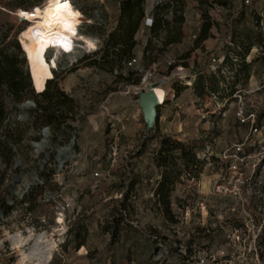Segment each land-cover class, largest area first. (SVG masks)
Masks as SVG:
<instances>
[{
	"label": "rangeland",
	"instance_id": "obj_1",
	"mask_svg": "<svg viewBox=\"0 0 264 264\" xmlns=\"http://www.w3.org/2000/svg\"><path fill=\"white\" fill-rule=\"evenodd\" d=\"M119 1L71 0L83 17L81 35L91 40L95 49L99 47V41L116 28ZM47 2L0 0V49L19 54L24 71L28 72L31 80L30 90L20 101L8 92H0V101L8 113L0 124V197H6L11 206L16 204L0 226V264H193L180 256L190 247L189 242L198 248L206 246L216 250L224 240H228L226 236L232 235V227L243 226V219H246L248 233L253 237L246 238V243L240 247L241 254L236 263L264 264V206L261 212L250 208L248 216L240 210L233 212L230 200L211 194L220 172V165L213 161H207L199 179L193 182L185 177L176 187L171 200L173 214L179 223L171 225L166 221L152 196L161 179L153 160L157 141L149 145L144 156L132 160V168L141 184L128 204L129 224L123 227L120 239L112 244L111 235L104 229L112 219L116 202L122 199L121 193L125 191L124 185L114 188L113 184L124 183L121 177L123 166L146 134V124L143 115H138L136 102L121 95L120 78L116 79L107 68H88L89 60L79 62L95 50L86 48L84 43L70 55L53 50L46 57L49 64L56 61L54 68L60 89L75 100L76 108L71 113L73 118L62 127L45 124L39 118L36 112L37 92L20 41V36L32 24L18 19L17 13L21 9L15 8L24 5L35 11ZM191 3L194 5L195 2ZM234 3L231 11L222 12L219 32H216V39L212 38L207 43V50L218 48L232 32L239 35L254 29L250 13L236 15L238 4ZM198 6L205 10L204 6ZM77 31L79 27L76 33L75 30L72 32L79 41ZM88 31L93 35H88ZM103 31L106 34L102 35ZM15 43L20 46V51ZM189 49V45L175 47L171 54L179 57ZM78 63L77 71L69 74ZM163 68L161 64L160 70ZM252 68L264 85V63L254 64ZM53 69L50 67L44 73H33L41 79L53 74ZM183 99L190 105L198 97L187 89ZM103 106L109 107L111 113L123 115L127 124L126 136L118 143L119 156L114 165L106 153V141L111 130L107 124L109 117L102 114ZM164 112L167 120L155 125L151 134L192 143L218 159L245 132L232 107L203 123L198 122L194 110L179 113L169 108ZM22 116H26V120ZM181 123L183 133L178 132ZM74 137L75 157L67 155L64 158L60 155L63 150H60L66 148ZM38 145L42 146L40 150ZM258 150L264 152L262 145ZM97 163H102L103 171L110 173V179L93 178ZM35 172L39 179L34 181ZM255 173L264 186L262 156L256 160ZM67 197L75 200L76 206L73 212L68 213L65 222L59 224L57 205ZM202 200H206L207 217L204 212L201 215Z\"/></svg>",
	"mask_w": 264,
	"mask_h": 264
},
{
	"label": "built area",
	"instance_id": "obj_2",
	"mask_svg": "<svg viewBox=\"0 0 264 264\" xmlns=\"http://www.w3.org/2000/svg\"><path fill=\"white\" fill-rule=\"evenodd\" d=\"M192 1L195 2L194 5H192ZM210 2L212 3L213 0ZM198 3V0H144L145 18L135 35L136 48L132 56L124 61L123 68H116L111 74L116 79L122 80L123 92L121 95L130 97L136 102L138 115L142 114L139 106L140 94L147 91L149 87L154 88L156 95L157 88L163 89V101L157 95L160 102L158 123L167 120L164 111L169 108L179 113L194 110L199 118V123L207 122L214 115H222L229 107L234 109L235 118L239 125L245 128V132L240 140L221 153L219 157L220 172L214 181L211 194L230 200L233 212L240 210L249 216L248 210L250 208H256L260 211L264 206V186L259 182L255 173L256 160L260 156L264 157V152L258 150L261 145L264 149V120L261 124L259 122V116L264 111V97L262 96L264 85L257 79V72L252 68L254 64L264 63V41L262 44L251 46L246 51L241 46L238 33L232 32L218 48L207 50V43L212 38L216 39V32H219L220 24L223 21L222 12L231 11L232 6L225 7L213 3L209 6L204 5L205 10L202 11ZM235 3L238 4L236 15L245 12L250 13L254 28L264 38V0H236ZM73 7L75 8L74 5ZM207 14L212 22V28L208 39L199 42L205 23L204 15ZM175 15L184 17L183 38L176 45L165 46V33L161 32L155 35L152 33V28L157 17L164 21H173ZM82 24L77 31L78 38L81 40H83L81 35ZM107 37L108 35L99 41L100 45L93 51L94 53L102 52ZM82 43L85 45L84 41L76 39L73 50L75 51L79 45L82 46ZM186 45H189L190 49L185 51L183 55L174 57L171 54V49ZM61 54L70 55L72 53L61 52ZM161 64L165 67L162 71L160 70ZM230 64H247L252 68L248 81L236 84L231 99L220 102L216 95L207 96L205 94V97H198L190 105L184 101L183 95L187 89L195 92V83L199 75L207 76V74H216L220 71L226 76H232L234 72L231 71ZM53 70L55 72L56 69ZM176 84L183 89L180 93L175 89ZM37 94L41 93L37 92ZM102 112L109 117L107 124L111 130V135L106 141L108 144L106 153L109 161L114 165L119 156L118 143L126 136L127 124L123 115L114 113V111L111 113L109 107L103 106ZM179 128L178 132L183 133L182 123L179 124ZM75 142L76 137L67 146L73 153L70 157H75L76 151L73 150ZM63 149L65 148L61 150ZM103 170L102 163H97L93 178L96 180L110 179V173L105 174ZM192 180L194 182L197 179ZM152 196L156 198L154 191ZM75 206V200L70 197L64 198L57 205L58 223L60 219L64 223L68 213L73 212ZM200 210H202L201 215L204 212L207 217L206 200H202L200 203ZM245 220L243 219L242 227H232V235L226 236L229 241L224 240L216 250L206 246L198 248L195 243H189L192 254L187 262L193 264H239L236 263V258L240 257V247L246 243V238L251 239L253 237L248 233ZM188 251L187 249L184 254L187 255Z\"/></svg>",
	"mask_w": 264,
	"mask_h": 264
},
{
	"label": "trees",
	"instance_id": "obj_3",
	"mask_svg": "<svg viewBox=\"0 0 264 264\" xmlns=\"http://www.w3.org/2000/svg\"><path fill=\"white\" fill-rule=\"evenodd\" d=\"M236 0H198L201 6L218 4L225 7L232 6ZM144 0H120L119 1V18L116 28L108 33V37L104 42V49L101 53H94L92 55H85L79 62L90 61L87 65L88 68H107L111 72L114 69L123 68L125 60L129 59L134 49L136 48L135 35L145 18ZM15 9L30 11L33 8L18 5ZM205 23L199 42L208 39L212 22L208 14L204 15ZM184 17L175 15L173 21H164L162 18H156L152 33L155 35L161 32L165 33V46L176 45L181 42L183 38L182 25ZM94 26V25H93ZM88 35H93L92 31L87 32ZM106 34L103 31L102 35ZM242 48L246 51L255 44H262L264 38L254 28L251 31L243 32L238 35ZM15 47L20 51V46L15 43ZM79 63L70 69L69 74L77 71ZM230 69L233 73L232 76H226L220 71L216 74L207 76L199 75L195 83V94L199 98L210 95H216L218 101L224 102L232 98L237 83H246L250 76L251 66L247 64H230ZM30 69V68H29ZM32 81L38 93L36 103L38 108L36 112L39 118L45 124H54L57 127H62L71 118V113L75 110V100L68 96L57 84L58 74L54 72L49 76L36 78L33 71ZM32 76V75H31ZM38 84H37V83ZM43 82V84H40ZM31 88V80L28 72L24 71L22 61L19 59V54L9 53L8 49H0V92H8L17 100H22L24 95ZM178 84L175 85L180 93L183 89ZM7 111L0 101V124L3 123L7 117ZM71 116V117H70ZM264 120V111L259 116V122ZM158 124V119L156 125ZM157 141L154 150L153 160L156 168L161 173V179L157 183L154 190L155 192V206L157 210L163 215L166 221L171 225H177L179 221L173 214L172 209V194L175 192L176 187L186 177L188 180L199 179L202 169L207 161H213L220 165L218 158L211 157L204 149L192 144L179 141L178 139L158 136L151 133L145 134L141 139L139 145L128 156L121 177L124 183L113 184L114 188L124 185L125 191L121 200L116 202L114 207V214L107 227L104 229L111 235L112 244L120 239L123 227L129 224L130 214L128 213L129 201L132 194L136 192V188L141 184V179L134 173L132 168V160L144 156L147 148L153 142ZM103 145V144H102ZM101 145V146H102ZM102 149V147H101ZM47 171L41 174V178ZM39 175V174H38ZM29 200V199H28ZM16 204L11 206L6 197H0V226L3 225L6 219L14 210ZM189 243H192L189 242ZM83 246V243H80ZM187 255L180 254L183 260L189 259L192 254L191 247L188 248Z\"/></svg>",
	"mask_w": 264,
	"mask_h": 264
},
{
	"label": "bare ground",
	"instance_id": "obj_4",
	"mask_svg": "<svg viewBox=\"0 0 264 264\" xmlns=\"http://www.w3.org/2000/svg\"><path fill=\"white\" fill-rule=\"evenodd\" d=\"M17 17L18 19L23 18V21H28V23L32 24L20 36L21 45L28 58V66L34 73H44L50 67L51 69L54 66L56 67V61L49 64L46 58L51 49L60 50L63 53H70L73 50L77 35L75 34L73 37L72 31L75 30L76 33L77 27L81 24L82 16L73 7L71 0H48L43 7L35 11L19 10ZM79 40L85 42L86 48L95 49V44L91 40L89 41L86 38ZM68 49L70 51L66 52ZM157 95L163 101V89L157 88ZM26 118V116H22V119L26 120ZM41 147V145L37 146L39 150ZM61 154L64 158L67 155H73L70 147L63 149L60 152ZM59 223H63L62 219H60Z\"/></svg>",
	"mask_w": 264,
	"mask_h": 264
},
{
	"label": "water",
	"instance_id": "obj_5",
	"mask_svg": "<svg viewBox=\"0 0 264 264\" xmlns=\"http://www.w3.org/2000/svg\"><path fill=\"white\" fill-rule=\"evenodd\" d=\"M21 19L23 20V18ZM139 106L142 111L144 123L146 124V134H149L156 125L157 118H158V107L160 106L159 99L153 87H149L147 91L142 92L140 94ZM36 179H39V175L37 172L34 173V181Z\"/></svg>",
	"mask_w": 264,
	"mask_h": 264
},
{
	"label": "snow or ice",
	"instance_id": "obj_6",
	"mask_svg": "<svg viewBox=\"0 0 264 264\" xmlns=\"http://www.w3.org/2000/svg\"><path fill=\"white\" fill-rule=\"evenodd\" d=\"M21 15H23V14H21Z\"/></svg>",
	"mask_w": 264,
	"mask_h": 264
}]
</instances>
